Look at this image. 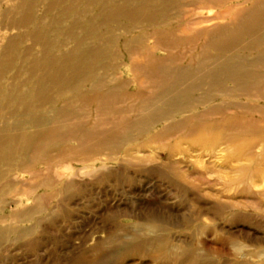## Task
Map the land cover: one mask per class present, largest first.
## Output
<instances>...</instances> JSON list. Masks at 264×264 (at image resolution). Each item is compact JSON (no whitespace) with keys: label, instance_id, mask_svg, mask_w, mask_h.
Instances as JSON below:
<instances>
[{"label":"rangeland","instance_id":"obj_1","mask_svg":"<svg viewBox=\"0 0 264 264\" xmlns=\"http://www.w3.org/2000/svg\"><path fill=\"white\" fill-rule=\"evenodd\" d=\"M87 1L74 6L71 15L88 10L91 16L99 11V0H89L93 5L89 8ZM192 1L181 0L174 5L165 1L155 11L156 18L144 22H130L127 18L107 21L108 26L102 29L104 35L112 32L118 39L108 45L110 53L95 71L97 75L106 74L107 80L116 76L128 81L116 95H83L90 89V79H81L75 89L55 88L53 98L35 104L47 117L41 123L28 121L35 110L33 115L20 109L18 102L13 108L7 103L8 116L0 103V133H7L0 140L6 144L0 152V228L8 227L10 231L0 246V264H264V136H256L257 130H253L257 134L252 138L241 137L237 125L225 129L221 124L214 125L210 135L202 131L208 123L231 124L232 115L233 119H257L248 120L255 128L264 125V97L258 100L256 96L264 95V88L225 98L232 103L249 101L259 111L249 113L239 106L232 110L217 98L210 104H221V113L200 119L201 129L193 135L182 126L155 139L149 136L169 124V119L149 134L133 133L122 146L112 145L114 136L122 130L117 127L129 124L147 98H157L165 91L162 79L145 74L143 67H133V60H154L149 47L157 42L155 33L163 35L156 55L165 57L173 51L181 62L175 65H187L204 47L205 37H210L208 32L194 33V28L227 25L238 8L249 6L247 0H217L191 11ZM47 2L35 0L24 9L35 13L33 24L49 22L56 14L61 15L63 7L72 4V0H63L46 14ZM18 3L19 0H0V65L11 60L10 66L0 71V89H12L13 82L30 89L45 73L39 71L28 78L24 71L15 78L19 68L32 60L26 49L41 52V45H33L27 35L32 24H15L22 11L15 9ZM198 12L214 17L210 22L195 24ZM217 12H222L220 19ZM141 32L148 34L144 37L148 54L126 43V39ZM60 34L54 50L63 53L75 44V36L71 38L61 29ZM17 36L20 39L10 53L7 46ZM260 49L264 50V44L256 51L238 52L257 54ZM209 53L217 51L211 48ZM104 62L112 66L104 67ZM114 84L105 83L103 92ZM226 85L232 87L233 83L227 81ZM199 93L201 90L195 94ZM252 97L257 104L250 101L255 100ZM186 114L189 113L181 116ZM17 121L21 123L14 124ZM88 131L95 132L87 137ZM214 137L225 141L234 138L239 146L255 141L257 147L253 153L233 156L224 150L235 143L212 147L208 141ZM7 139L11 141H4ZM37 203L43 207L33 214ZM23 211L27 215L21 218L18 214ZM16 231L26 234L15 239Z\"/></svg>","mask_w":264,"mask_h":264},{"label":"bare ground","instance_id":"obj_2","mask_svg":"<svg viewBox=\"0 0 264 264\" xmlns=\"http://www.w3.org/2000/svg\"><path fill=\"white\" fill-rule=\"evenodd\" d=\"M62 1L63 0H48L46 5L47 7L44 13L48 14V12L54 11V9ZM80 1L82 0H72V4L63 7V10L59 12L61 14H59L60 16L56 14L49 20V22L40 21L38 24H33L36 20L35 13H33V11L28 12V10L24 9L34 4L35 0H19V3L15 9H22V11L15 20V24L18 26L32 24V29L30 31H27V35L32 39L33 45H41V52H35L32 48L26 49V52L32 56V60L29 64L19 68L17 76L15 78L17 79L24 71L26 75H28V78L33 74L38 73L39 71H45V73L38 76L37 81L34 83V86L30 89H24V87L18 84V82H13L12 89H0V103L1 108H5L3 110L6 111L4 113L5 115H8L7 103L10 104L11 108H13L15 102H18L17 105L25 113L32 112V110L36 111L35 115L34 112H32L34 117H32V119H29L28 121H38L39 123L44 122L47 120V117L43 112L36 108L35 104L53 98L52 91L55 88V90L59 88H62V90L64 88H77L81 79H84L85 81H88V79H90V89L83 95L86 94V96H89V94L92 93L95 96L97 95L99 97L108 98L111 97V94L116 95L117 92L121 90L120 87L126 85L128 81L124 80L123 78L118 80V77L116 76L112 77L110 80H107L106 74L105 76L102 74L97 75V72L95 71V67H98V65L104 60V57H106L107 54L110 53L108 45L118 39V36L110 31L109 34L104 35L102 29L107 25V21L109 19L115 20L117 18H127V21L130 22L137 19H140V22L150 20L151 18L155 19V11H157L158 7L163 6V4H165V1L166 4L174 5L181 0H157L155 2H153V0H99L101 3L98 12H95L94 14L92 13L91 16H88V10H85L80 11L72 16V9H74V6H76ZM215 1L217 0H193V9L190 10L192 11L196 8L202 9V7L204 8L208 4L215 3ZM247 2L249 3V6L238 8L227 25L220 26L221 28L219 27L217 29H213V27H204L201 29H193L195 31L194 33L198 35L204 32H208L210 33V37L208 35L205 37L204 47L202 48L200 53L196 55V57L192 58L190 63H188L187 65H175L180 61L177 56L175 57L173 55V51H168L169 53L165 57L156 55L155 52L160 47L159 43L161 42L160 40L163 39V35H161L160 32H156L155 36L154 34H150L151 37L154 36L157 39L156 44L154 43V45H151L149 47V52H151L154 60H133V67L135 69L136 67H143L141 71L145 72V74H148L154 79H162V82H164L163 86L165 87V91L161 95H158L157 98H147L144 105L141 107V110L136 113L129 124L123 125L121 123L123 126L117 127L118 129L122 128V130L118 135L114 136L115 139L112 145H120L125 140L128 141L127 139L130 138L129 135L132 136L133 133H136L139 136L149 134L150 132H152L151 130L154 129L155 126H157L158 124H162L160 122H165L169 119L172 120L169 124L158 130L156 134H149V136L155 139L157 138V136H162L168 131L172 132L177 129H182V126H185L186 128L188 127V133L190 135H193L201 129L200 119H203V117H207L210 115L212 116V114L221 113V104H226L227 107L229 106V108H232V110L238 108L237 106H239V108L242 107V111L248 110L249 113L256 111V109L257 111L261 110L257 108V105L250 104L251 102L249 101H241L240 103L225 101V98L228 96L233 97L235 94L243 95L248 93L250 90H253L254 88H264V50L260 49L257 54L252 53L248 55L242 52H238L247 49H249L250 51H256L257 47L264 44V0H247ZM85 3L88 8L90 6H93L92 1L88 0ZM147 5L150 6L146 7ZM236 6L237 5H235V7ZM220 13H218L219 15H216V17L219 19L220 17H222L220 16L222 15V12ZM57 16L59 17V19L57 18ZM98 17L101 18V20H97ZM211 18H209V16H203L202 12H198V14L194 16V23L196 22L195 24H197L198 22L199 24V22H210ZM70 20L72 21L67 22ZM60 29L64 30V32L71 36V38L75 36L73 37V40L75 39V44L63 53L56 52L54 50L55 46L59 42L60 35L64 34H60ZM83 32L85 33L83 34ZM146 35L148 34H145L144 32H141L139 35H133L131 39H126V43L129 46H133L135 49H137L136 51H146L148 54V48L144 45V37H146ZM92 36H94V39H91ZM166 36L169 39L173 38V36H170L169 34H166ZM66 38L69 39L68 37ZM18 39H20V36H17L10 40V44L7 46L8 50L10 49V53L12 52L11 48L13 44ZM96 41H98L99 43L97 44ZM65 44L69 45V42H66ZM64 45L62 46L64 47ZM211 48L215 49L217 53L210 54L209 49ZM88 58H91V60L88 61ZM10 62L11 60H4L0 65V71L10 66ZM150 62L153 64H151ZM108 64L112 66L111 63L108 62H104L103 66L107 67L109 66ZM55 66H57L56 69L54 68ZM149 66L150 69L148 68ZM26 69L29 70L27 71ZM227 81H231L233 83V86L230 87L226 85ZM110 82H115L114 86L106 89L103 92L102 86L105 83ZM199 90H201V93H199V95H196L195 93ZM258 95V100L264 97V95L259 93L256 96ZM217 98L222 100L221 104H217L216 106H214L212 103L211 105L210 101H214ZM252 99L255 98L252 97ZM250 101L257 104L256 99ZM200 106L205 108L196 113L194 110ZM45 113L47 114L46 111ZM184 113L189 114L181 116ZM229 117H231L229 119L231 124H224V121L220 122L218 120H216L218 122H214L215 120H213L214 123H208V125L204 129H202V131H205L206 134L210 135L213 128H215L214 125L217 126L218 124H221L224 129L228 126L230 128H233L237 125L238 127L240 126L239 129L242 132L239 135L241 137H245L247 135L252 138L257 133L258 134L256 136H264L263 124H259L257 128H255L253 127V124L249 122L251 120L256 121L257 119L253 120L250 118L248 119V121L239 118L233 119V115ZM20 123L21 122L17 121L14 124ZM253 130H257V133H254ZM4 132L5 130H1L0 140L6 138L7 133ZM94 132L88 131L86 134L88 135L87 137H89L90 135L92 136ZM126 133H128V136L126 135ZM12 136L15 137V134L7 137ZM22 139L28 140L26 136H22ZM198 140L199 138L196 141ZM4 141L10 142L11 140L7 139ZM235 141L236 139L234 138L225 141L223 139L217 140L214 137V139L209 138L208 142L212 144V147L213 145L218 143H225L228 145L235 143L233 148L224 150L232 153L233 156H241L245 153H253L254 149H256L257 147L255 145V141L252 142V145L248 144L247 146H239ZM5 145V143H0V152H3L2 150ZM48 178L47 180H49ZM39 199L40 198H38V200ZM42 207L43 206L41 203H37V205L32 209L33 214L34 212H39L38 208L42 209ZM27 211H23L22 214H18V216L22 218L23 216H25V213L27 215ZM30 216L32 217V213ZM8 231V227L0 228V246L4 244L6 240L5 235ZM32 231L33 228L28 229V232ZM14 233L15 239H21L26 234L20 231H16Z\"/></svg>","mask_w":264,"mask_h":264}]
</instances>
